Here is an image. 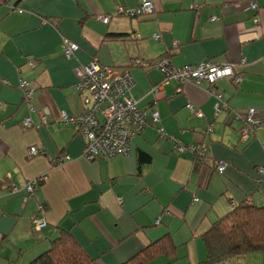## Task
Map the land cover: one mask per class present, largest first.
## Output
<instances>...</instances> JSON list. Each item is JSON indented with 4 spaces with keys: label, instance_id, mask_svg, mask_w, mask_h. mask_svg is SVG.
Listing matches in <instances>:
<instances>
[{
    "label": "crops",
    "instance_id": "obj_1",
    "mask_svg": "<svg viewBox=\"0 0 264 264\" xmlns=\"http://www.w3.org/2000/svg\"><path fill=\"white\" fill-rule=\"evenodd\" d=\"M151 1L152 13L128 17L118 8L134 9L141 0H0V264H27L62 229L98 264H120L165 234L175 255L148 264H196L206 256L201 234L233 204L264 207L258 171L264 126L245 142L235 119L249 108L264 119V0H256L255 11L245 0ZM102 15L110 16L108 23L98 19ZM63 38L78 45L74 56L63 54ZM163 55L175 65H235L237 85L224 77L213 86L227 107L214 113L216 100L205 82L186 83L180 92L169 82L153 95L163 74L138 63ZM93 57L131 70L132 96L148 116L128 155L110 160L84 158L77 127L53 120L83 111L75 69ZM20 79L35 88L30 101L23 99ZM188 103L202 115L190 112ZM43 108L50 113L45 123L38 114ZM25 117L38 127L24 128ZM170 137L210 150L199 158L177 153ZM33 145L40 153L31 156ZM63 155L69 159L58 162ZM216 161L226 163L221 174ZM43 174L46 180L26 201L10 194L11 186L22 190ZM34 217L45 225L35 227Z\"/></svg>",
    "mask_w": 264,
    "mask_h": 264
},
{
    "label": "built area",
    "instance_id": "obj_2",
    "mask_svg": "<svg viewBox=\"0 0 264 264\" xmlns=\"http://www.w3.org/2000/svg\"><path fill=\"white\" fill-rule=\"evenodd\" d=\"M242 1V0H231ZM252 10H257L256 0H245ZM21 12V10H18ZM154 11L151 0H141L139 5L134 9L124 10L118 8L117 14L136 17L142 16ZM103 23H108L110 16L102 15L98 18ZM156 38V36H155ZM178 43L174 42V46ZM61 49L66 57L74 56L78 50V45L66 38L61 40ZM245 61L241 60L240 65H244ZM31 64V63H30ZM147 67L158 69L163 74L162 82L150 89L155 96L162 94V86L169 82L177 85V92L181 91L182 85L186 83L205 82L209 86V93L215 97L214 113L217 115L221 110L227 107V103L214 89V83L224 77H228L234 84H238L241 80V74L235 70V65L230 63L215 64L209 60L200 61L195 64L175 65L170 58L166 56L157 57L152 61L138 63ZM76 82L74 91L80 94L83 111L78 114H67L61 112L55 119V122L64 125H75L81 135L85 138L83 145V156L87 160L105 159L110 160L117 155H128L133 139L146 127L148 116L144 110L138 105L137 100L132 96V87L134 79L131 70L128 68H116L102 65L96 57L90 59L88 63L80 64L75 69ZM18 87L22 92L23 99L30 101L33 97L35 88L26 80L20 79ZM187 108L193 114L201 116L202 112L195 109L192 104L188 103ZM33 111V110H32ZM38 114L43 123L50 118L47 108L38 110ZM149 117L153 122L158 121L156 111H151ZM235 119L242 122L239 130L241 141L252 139L255 132L264 126V119L257 115L255 109L249 108L245 113H235ZM24 128L35 126L30 117H25L22 122ZM210 131L211 128L206 129ZM159 134L163 138L168 135L161 128H158ZM173 141V147L177 153L189 151L196 157H201L210 150L204 143L183 145L177 141L175 137H170ZM40 153L38 146L29 147L28 154L31 156ZM68 155L59 157L58 162L68 160ZM226 163L216 161L214 169L218 173H223ZM258 171L264 175V167H260ZM47 175H39L30 179L21 189L11 186V195H20L23 201L34 194L37 185L46 180ZM121 201L120 199H118ZM194 200H197L194 198ZM38 209L43 211L41 203ZM32 222L37 228L45 225L43 219L32 218Z\"/></svg>",
    "mask_w": 264,
    "mask_h": 264
},
{
    "label": "trees",
    "instance_id": "obj_3",
    "mask_svg": "<svg viewBox=\"0 0 264 264\" xmlns=\"http://www.w3.org/2000/svg\"><path fill=\"white\" fill-rule=\"evenodd\" d=\"M201 237L206 256L196 264H240L238 260L241 255L264 252V207L248 203L233 204L228 212L209 225ZM176 248L172 238L165 234L120 264H148L158 255L172 258ZM27 264L98 262L88 255L68 230L62 229L50 246Z\"/></svg>",
    "mask_w": 264,
    "mask_h": 264
},
{
    "label": "rangeland",
    "instance_id": "obj_4",
    "mask_svg": "<svg viewBox=\"0 0 264 264\" xmlns=\"http://www.w3.org/2000/svg\"><path fill=\"white\" fill-rule=\"evenodd\" d=\"M238 262L240 264H264V252L241 255Z\"/></svg>",
    "mask_w": 264,
    "mask_h": 264
}]
</instances>
